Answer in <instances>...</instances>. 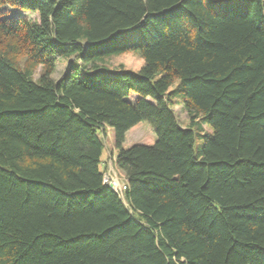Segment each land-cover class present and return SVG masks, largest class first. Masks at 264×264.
Listing matches in <instances>:
<instances>
[{"label":"trees","instance_id":"16d2710c","mask_svg":"<svg viewBox=\"0 0 264 264\" xmlns=\"http://www.w3.org/2000/svg\"><path fill=\"white\" fill-rule=\"evenodd\" d=\"M0 264H264V0H0Z\"/></svg>","mask_w":264,"mask_h":264},{"label":"rangeland","instance_id":"374dc122","mask_svg":"<svg viewBox=\"0 0 264 264\" xmlns=\"http://www.w3.org/2000/svg\"><path fill=\"white\" fill-rule=\"evenodd\" d=\"M9 11L11 12L12 15H14V13L15 14L18 13L14 10H9ZM25 16H27L30 19L35 18L34 15L26 14ZM110 58H112L111 59L112 65L114 66L122 65L125 70L132 71V72H137L138 69H140L141 66L143 65L142 59L132 53L112 56ZM56 61H57L56 70L52 76L55 82L60 80L64 76L65 74L64 72H66V67H67L66 66L67 63L64 59L61 58V59H57ZM38 73H40V68H38L36 72L34 73L35 79L38 77L39 75ZM172 88L173 86L170 89ZM173 113L175 114L177 118L176 120H178L182 126H188L189 124V121L187 119L188 117L186 116L185 112L182 110L180 105L173 106ZM151 132H152V128L148 123L143 122L139 124L134 129L125 133V139H124L122 148H127L133 145L135 146L136 144H147L146 141L152 135ZM102 142L104 143V147H103V153H102V157L100 161H102V167L105 166L108 168L107 172L104 174L111 173L112 171H114V173L116 174V177L118 178L119 184L122 186L123 183L121 181L123 178H122L121 173H119V171L116 169V165L114 161L117 155V152L114 148L113 135H112L111 130L109 129L106 130L105 137L103 138ZM201 143H202V138L197 137L196 143L194 144L196 149L201 145ZM121 191H122V188H121Z\"/></svg>","mask_w":264,"mask_h":264},{"label":"built area","instance_id":"2783aa9c","mask_svg":"<svg viewBox=\"0 0 264 264\" xmlns=\"http://www.w3.org/2000/svg\"><path fill=\"white\" fill-rule=\"evenodd\" d=\"M103 181L104 183L110 185L115 191H121L122 186L119 184L118 178L116 177V174L114 173V171H112L111 173L105 174Z\"/></svg>","mask_w":264,"mask_h":264}]
</instances>
